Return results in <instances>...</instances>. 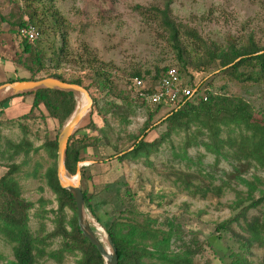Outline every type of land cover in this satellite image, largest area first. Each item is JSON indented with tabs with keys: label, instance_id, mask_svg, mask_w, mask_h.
<instances>
[{
	"label": "rangeland",
	"instance_id": "obj_1",
	"mask_svg": "<svg viewBox=\"0 0 264 264\" xmlns=\"http://www.w3.org/2000/svg\"><path fill=\"white\" fill-rule=\"evenodd\" d=\"M164 3H169L176 20L190 25L208 43L223 45L228 38L233 41L245 38L251 29H255V41L264 47V0H34L32 8L38 15L42 14L41 17H46L45 27L38 31L39 39L46 40L48 44L58 42V29L50 17L52 11H56L63 22L67 45L60 72L66 78L88 74L90 62L107 64L113 74L116 91L122 92L125 98L120 104L106 93L98 95L90 90L92 96L97 98L99 108L104 109L109 102L118 106L113 109L114 118L110 115L104 117L92 107L85 124L92 119L94 127L88 136L101 138L96 146L87 149L83 155L84 161L80 164L89 166L91 180L88 185L93 211L103 218L104 225L115 217L120 222H147L152 230L173 232L176 236L171 237L167 253L180 252L183 245L192 247L195 240L202 250L193 257L192 264H205L207 261L225 264L230 260L232 250H237L238 240L248 237L244 230L246 224L261 217L264 203L250 209L245 220L232 223L229 230L215 231V228L239 212L231 207L237 193L242 198L245 196L247 187L244 181L256 185L254 199L264 193V169L255 163L247 165L244 161L238 162L231 158H219L215 163L214 156L205 152L201 146H191L184 151L183 133L173 134L169 141L160 145L147 159L141 157L121 163L110 159L116 151H125L130 147V138L139 136L147 118L145 108L131 103L134 95L129 93L130 86L126 81L129 72L136 69L142 72L152 70L154 66L178 68L171 45L140 21L133 10L138 5L161 7ZM17 4L19 9H13L11 4L0 0V13L7 15L11 12L13 20L18 22L20 18L23 19V0H18ZM8 28L11 29L9 25ZM3 38H7L8 42L2 45L5 47L0 55L13 64L4 60L0 62V85L17 77L29 78L28 70L14 64L16 54L20 51V38L15 34L1 36L0 40ZM82 68L86 70L81 71ZM13 69L16 73H12ZM187 72L195 83L203 82L205 88L213 94L239 97L246 101L255 112L254 126L264 127V82L258 86L237 83L224 75H216L214 67L207 72H195L188 68ZM182 78L189 79L185 74ZM148 85V82L144 83V87ZM31 103V96L14 97L2 114L4 122L0 127V150L3 155H0V177L7 171L8 165L21 164L24 160L22 155L10 160L11 150L7 145L8 142L18 143L23 137L19 123L26 127V137L34 148H40L46 138L54 139L64 126L60 127L49 118L43 121L39 111H34L33 119L21 120L22 116L29 113ZM167 111L165 108L160 109L151 124L158 125ZM191 130L194 132L195 127ZM162 131L164 126L149 129L144 141L152 142ZM235 133L229 136L235 137ZM227 135L224 129L221 138ZM197 138V142H200L203 137ZM225 150L232 152L229 148ZM52 163L45 150L39 149L29 155L15 175L22 198L34 204L29 212V228L34 237H44L54 228L51 222L54 215L50 210H56L57 205L54 194L43 178ZM236 168L239 171H235ZM72 179L77 182L76 177ZM184 181L189 182L188 190H193L195 186L209 188L224 185L220 197L209 193L208 198L203 200L199 195H189ZM41 200L45 202L43 207L40 205ZM35 213L43 216V219L35 217ZM66 214L70 218L72 212L66 210ZM85 218L110 250L103 225H99L86 209ZM41 224L44 225L43 231H40ZM46 242L47 245L43 247L45 256H36L35 264H75L78 254H64L61 262L47 257L48 253L59 250L60 238L47 239ZM150 242L147 240L144 244L150 246ZM245 257L251 264H264V246L252 244L245 251ZM13 262L12 246L0 233V264Z\"/></svg>",
	"mask_w": 264,
	"mask_h": 264
},
{
	"label": "trees",
	"instance_id": "obj_2",
	"mask_svg": "<svg viewBox=\"0 0 264 264\" xmlns=\"http://www.w3.org/2000/svg\"><path fill=\"white\" fill-rule=\"evenodd\" d=\"M18 8V0H3ZM34 0H23L22 16L18 22L12 18L11 12L7 15L0 13V22L6 23L11 27L9 34H15L20 38L18 43L19 53L16 54L14 64L22 66L30 72L27 79L16 78L8 80L7 83L23 80H41L44 78H55L63 82L83 86L90 94L92 107L102 116L110 115L114 118V108H118L114 102L106 103L104 109L98 107L97 98L93 97L90 90L100 95L106 93L113 97L120 104L125 100L122 92H117L114 86L113 74L107 64L90 62L88 74L83 77L71 76L66 78L60 72L64 65L66 57V35L63 30V22L56 11L50 14L58 32V42L48 44L47 41L37 39L28 42L25 38L18 35L19 30L31 24L37 30L45 27L46 17L38 15L32 8ZM14 9V8H13ZM19 9V8H18ZM140 21L147 27L152 28L156 35L165 39L176 55L178 62V72L181 76L185 74L189 77L188 84L191 85L192 76L187 72L191 69L195 72H207L214 67L217 70L216 75H224L229 80L237 83H251L258 86L264 82V47H260L255 41L256 30L251 29L245 38L232 40L228 38L223 45L206 42L198 32L188 24L176 20L172 15L169 3L163 6L156 5L150 7L135 6L133 8ZM16 29V30H15ZM89 63V64H90ZM154 66L152 70L140 71L138 69L129 72L126 79L130 86L131 95H134L131 103L137 107H143L146 110L147 118L143 130L139 136L132 137L131 145L125 151H116L110 159H116L118 162L125 160L135 161L156 151L164 142L169 141L173 134H184V151L191 146H201L205 152L214 156V162L219 158H231L235 161H244L247 165L255 163L261 169H264V127L254 126V109L250 104L239 97H229L224 94H213L207 91V99L204 101L201 97L191 101H186L176 110L168 112L160 122L151 124L153 117L161 109L160 106L152 108L147 105L142 98L137 96L135 88L132 86V79L138 78L142 82H148L150 85L156 84L166 73L167 68ZM86 69H81L85 71ZM88 84H84V82ZM203 82H200L202 84ZM31 96L32 103L28 114L21 117V120H30L34 118V111H39L40 118L45 121L46 118L54 120L60 127L65 125L73 113L76 104L80 106V98L72 92H63L57 90H38L33 93L18 95L15 97ZM14 98V97H12ZM8 98L0 102V127L3 124L2 114L9 107ZM120 104H118L120 106ZM44 113V114H43ZM47 115V116H46ZM158 126H164V131L159 133V137L152 142H145V134L149 129L155 130ZM23 131V137L18 143L8 142V149L11 150L9 159L22 155L24 160L21 164L11 163L7 166V171L0 177V233L4 240L12 246L14 257L13 264H35L36 256H45L43 247L47 245V239H61L60 248L57 251L50 252L47 257L57 262L62 261L64 254L75 255L79 257L75 264H104V260L92 246L89 241L82 236L77 226L76 206L72 195L63 190L58 182L56 175V153L57 140L60 132L54 139L46 138L40 148H34L33 144L26 137V127L19 123ZM94 127L92 119L82 128L78 129L69 139L65 153L64 167L70 176H75L77 172L80 175V188L84 199V207L92 214V217L99 225H103L105 234H107L116 249L117 264H192L193 257L201 252V247L193 240V246L183 245L180 252L167 253L169 241L173 232L164 233L159 230H152L147 222L143 224L120 222L119 218L109 219V223L104 225L101 216L93 211L90 203L92 194L89 192V166H81L84 161V153L92 146H96L101 138L88 136V132ZM192 127L195 131L191 132ZM228 134L222 139V132ZM237 130V133L235 131ZM235 133V137L229 136ZM197 136L203 137L197 142ZM229 148L232 152L225 150ZM39 149H44L48 157L52 160L43 174L45 183L55 196L57 208L50 210L54 215L51 220L54 225L53 231L44 237H34L29 228V212L34 208V204L23 199L21 188L15 177L21 166L26 162L31 153H36ZM225 150V151H224ZM186 153V152H184ZM2 154L0 150V155ZM3 155V154H2ZM200 163V162H199ZM196 164V165H199ZM235 171H239L238 168ZM185 189L189 195L201 199H207L211 193L215 197L222 194L221 186H211L201 188L195 186L193 190L189 189V182H185ZM247 191L242 198L237 193L236 201L231 207L232 210H238L236 216L223 221L216 226L215 231L229 230L232 223H238L240 219L245 220V216L250 209H254L264 203V193L257 199L253 194L256 191L255 184L245 182ZM245 203H247L245 205ZM44 201H40L43 207ZM66 210H70L72 215L67 218ZM45 214L46 212L43 211ZM35 217L42 218L35 213ZM43 219V218H42ZM93 232L92 224L87 219ZM44 225L41 224L40 231H43ZM248 234L247 238L238 240V248L229 255L230 260L225 264H251L245 257V251L252 244L264 246V210L261 217L254 218L246 224L244 229ZM97 235V234H96ZM98 237V236H97ZM101 239L100 237H98ZM149 240L150 246L144 243ZM101 244H106L101 239ZM208 244V243H207ZM151 248L152 250L148 249ZM146 260V262L144 261ZM156 260L157 262H154ZM205 264H213L207 261Z\"/></svg>",
	"mask_w": 264,
	"mask_h": 264
},
{
	"label": "water",
	"instance_id": "obj_3",
	"mask_svg": "<svg viewBox=\"0 0 264 264\" xmlns=\"http://www.w3.org/2000/svg\"><path fill=\"white\" fill-rule=\"evenodd\" d=\"M57 90L63 92H72L75 95H79L83 98L84 104L78 108V104L71 114L70 118L67 120L65 125L62 127L58 140H57V153H56V175L60 187L63 190L68 191L74 201L76 206V218L77 226L84 238H86L89 243L96 248L104 264H117V254L116 249L111 241L110 237L106 235V241L110 248V252H107L103 245L101 244V239L93 232L89 224L85 220V207L82 191L80 188V175L79 172L75 176H70L64 167L65 153L67 150V145L70 137L81 127L79 125L87 116L90 117L92 110V99L89 92L83 87L76 84H71L67 82L60 81L55 78H44L41 80H23V81H13L0 85V102L12 98L18 95L33 93L38 90ZM65 174L72 178L76 177L77 182L74 184L71 181L65 179Z\"/></svg>",
	"mask_w": 264,
	"mask_h": 264
},
{
	"label": "built area",
	"instance_id": "obj_4",
	"mask_svg": "<svg viewBox=\"0 0 264 264\" xmlns=\"http://www.w3.org/2000/svg\"><path fill=\"white\" fill-rule=\"evenodd\" d=\"M18 35L25 38L28 42H33L39 39V31L27 24L19 30ZM188 80H184L179 74L177 68L168 67L165 75L154 85L144 87V82L138 78L132 79V86L136 90L137 96L142 98L144 102L152 108L160 106L170 112L176 110L186 101L194 100L195 98L207 99V91L203 84L195 83L193 80L188 84Z\"/></svg>",
	"mask_w": 264,
	"mask_h": 264
},
{
	"label": "crops",
	"instance_id": "obj_5",
	"mask_svg": "<svg viewBox=\"0 0 264 264\" xmlns=\"http://www.w3.org/2000/svg\"><path fill=\"white\" fill-rule=\"evenodd\" d=\"M1 25H0V37L2 36V37H4V36H9V29L10 28H8V25L6 24V23H0ZM6 39L7 38H3V39H1L0 40V54L3 52V50H4V47L5 46H2L4 43H5V45L7 44V42L8 41H6ZM1 50H2V52H1ZM0 62H2L3 60V62H6V63H11V64H13L12 62H11V60L9 61L7 58H5V56H2V55H0ZM16 73V70L15 69H13L12 70V73Z\"/></svg>",
	"mask_w": 264,
	"mask_h": 264
},
{
	"label": "bare ground",
	"instance_id": "obj_6",
	"mask_svg": "<svg viewBox=\"0 0 264 264\" xmlns=\"http://www.w3.org/2000/svg\"><path fill=\"white\" fill-rule=\"evenodd\" d=\"M79 96V95H78ZM81 97V96H80ZM81 104H80V107L84 104V101H83V98L81 97ZM79 107V108H80ZM87 120H88V117L86 116L85 118H84V120L81 122V124L79 125V127H83L85 124H86V122H87ZM65 178H64V180L65 179H67V180H69V181H71L72 183H74L75 184V182L73 181V179H72V177H70V176H67L66 174H65V176H64ZM85 220H86V218H85ZM87 222V221H86ZM104 248H105V250H107V252H110V250L108 249V247H107V245H105V246H103Z\"/></svg>",
	"mask_w": 264,
	"mask_h": 264
}]
</instances>
